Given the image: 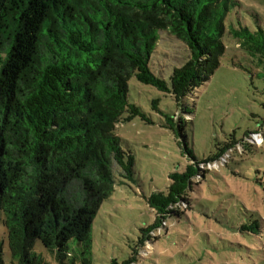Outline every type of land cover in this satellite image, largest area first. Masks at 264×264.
Listing matches in <instances>:
<instances>
[{"label": "trees", "instance_id": "trees-1", "mask_svg": "<svg viewBox=\"0 0 264 264\" xmlns=\"http://www.w3.org/2000/svg\"><path fill=\"white\" fill-rule=\"evenodd\" d=\"M238 5L236 0H0V219L22 264H43L33 252L36 240L60 264H76L70 245L75 241L81 264H92L91 234L101 204L118 183L136 181L135 158L123 147L118 126L136 117L154 123L130 102V79L170 93L181 105L220 67L225 36L264 57V28L227 25ZM163 30L191 49L190 60L173 70L170 82L151 67ZM164 116L162 126L183 138L189 162L169 173L166 188L146 196L154 222L141 229L130 258L113 264L137 263L153 232L185 217L193 209L194 185L214 172L201 165L220 160L238 141L233 137L200 159L189 147L180 116ZM76 184L78 198L72 201L69 189ZM260 231L257 219L240 227V232Z\"/></svg>", "mask_w": 264, "mask_h": 264}, {"label": "rangeland", "instance_id": "rangeland-1", "mask_svg": "<svg viewBox=\"0 0 264 264\" xmlns=\"http://www.w3.org/2000/svg\"><path fill=\"white\" fill-rule=\"evenodd\" d=\"M236 1L239 5L231 10L227 25L264 28V0ZM160 37L151 67L170 82L173 70L190 60L191 49L169 30L161 31ZM224 44L226 52L218 70L181 105L170 93L136 76L130 79V102L141 106L154 123L136 117L118 126L123 147L135 158L136 181L118 183L101 204L91 234L92 264L122 263L130 258L141 229L155 219L146 196L156 187L166 188L169 173L184 170L189 162L183 138L162 126L164 114L180 116L189 147L200 159L233 137L238 141L220 160L201 165L214 172L194 185L193 209L153 232L133 264H264V57L240 48L230 36H225ZM113 168L119 175V166ZM232 171L241 175L235 177ZM77 194L76 184L69 189L72 201ZM254 219L261 226L258 234L240 232L241 225ZM70 245L76 264H81L80 246L75 241ZM0 249V264H22L12 254L2 219ZM33 252L43 264H60L40 240Z\"/></svg>", "mask_w": 264, "mask_h": 264}]
</instances>
